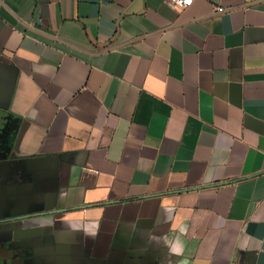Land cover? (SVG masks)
I'll use <instances>...</instances> for the list:
<instances>
[{
    "label": "crops",
    "instance_id": "crops-1",
    "mask_svg": "<svg viewBox=\"0 0 264 264\" xmlns=\"http://www.w3.org/2000/svg\"><path fill=\"white\" fill-rule=\"evenodd\" d=\"M0 111L1 263L264 264V0H0Z\"/></svg>",
    "mask_w": 264,
    "mask_h": 264
},
{
    "label": "flooded vegetation",
    "instance_id": "flooded-vegetation-1",
    "mask_svg": "<svg viewBox=\"0 0 264 264\" xmlns=\"http://www.w3.org/2000/svg\"><path fill=\"white\" fill-rule=\"evenodd\" d=\"M16 127V121L0 111V161L7 159L8 155H10L11 143ZM0 264L5 263L0 262Z\"/></svg>",
    "mask_w": 264,
    "mask_h": 264
},
{
    "label": "built area",
    "instance_id": "built-area-1",
    "mask_svg": "<svg viewBox=\"0 0 264 264\" xmlns=\"http://www.w3.org/2000/svg\"><path fill=\"white\" fill-rule=\"evenodd\" d=\"M166 3H168L169 5H172L174 7H178V8H186L191 6L195 0H164ZM208 1H212V0H208ZM226 8L221 6V5H215L214 6V11L215 12H223L225 11Z\"/></svg>",
    "mask_w": 264,
    "mask_h": 264
},
{
    "label": "water",
    "instance_id": "water-1",
    "mask_svg": "<svg viewBox=\"0 0 264 264\" xmlns=\"http://www.w3.org/2000/svg\"><path fill=\"white\" fill-rule=\"evenodd\" d=\"M0 163H1V161H0ZM1 165V164H0ZM2 165H4V162H3V164ZM5 169L3 168L2 170H1V172H0V177H2L3 175H5Z\"/></svg>",
    "mask_w": 264,
    "mask_h": 264
}]
</instances>
